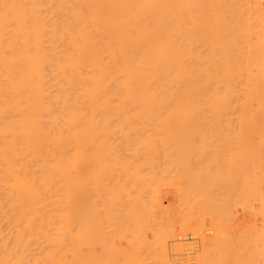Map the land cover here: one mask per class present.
Instances as JSON below:
<instances>
[{"label": "bare ground", "instance_id": "obj_1", "mask_svg": "<svg viewBox=\"0 0 264 264\" xmlns=\"http://www.w3.org/2000/svg\"><path fill=\"white\" fill-rule=\"evenodd\" d=\"M170 184L187 215L143 220ZM239 187L262 216L264 0H0V264H170L207 221L205 264H264Z\"/></svg>", "mask_w": 264, "mask_h": 264}, {"label": "rangeland", "instance_id": "obj_2", "mask_svg": "<svg viewBox=\"0 0 264 264\" xmlns=\"http://www.w3.org/2000/svg\"><path fill=\"white\" fill-rule=\"evenodd\" d=\"M163 160H170V161H172V160H175V158H173L172 156H170V157H161L160 158V161H162L163 162ZM179 173H172V175H178ZM178 177V176H177ZM172 186V184H170V186H165V187H163V188H165V189H162V192L160 193V198H161V201H162V205H161V207H155V209H154V212L152 213V211H151V213H144L143 214V217H142V219L143 220H147V222L148 223H151L152 224V222L154 223V222H158V223H160V222H165V221H170V220H173V221H179L181 218H184V216L185 215H187L186 213H187V210L185 209L186 207H185V205H183V203L181 202V199H180V196L178 195V194H176L177 192H176V190H175V188L174 187H171ZM174 186V185H173ZM171 188V189H170ZM174 188V189H173ZM237 188V187H236ZM264 188V187H263ZM241 189V187H239V189H236V190H234V192H231L230 194L232 195V196H234L233 198L235 199V198H238L239 196H237V195H240V194H238V193H241V191H239ZM172 190V191H171ZM239 191V192H238ZM172 192H175L174 194L172 193ZM262 192L264 193V190L262 189ZM227 193V192H226ZM237 193V194H236ZM233 194H236V195H233ZM226 195V194H225ZM228 195V194H227ZM229 196V195H228ZM232 196H231V198H232ZM165 197V198H164ZM224 197H226V196H224ZM164 199V200H163ZM228 199V198H227ZM241 199V197L239 198V200ZM236 201L235 202H238L239 200L238 199H235ZM238 200V201H237ZM256 199H252L251 201L252 202H250L251 203V205H246V206H244V207H241V206H243L241 203H245V202H243L242 200V202L241 201H239L240 203L238 204V203H236V204H238V205H234V201L231 199V201L230 202H234V203H230V204H232V207L230 208V211L228 210V212H230L229 214L231 215V216H229V218L231 217L232 219L231 220H234L233 221V223L235 224L236 222H238V223H236L234 226L231 224L232 223V221L231 220H229L228 218V220L231 222L230 223V225H228L227 224V226L229 227V234H233V233H235V234H233V236L235 235L236 237H233V238H238L237 240H239V239H241V238H239V237H241V234H242V227L241 226H243L242 225V222L243 223H245L246 225L247 224H250V222H251V224H252V220H254L255 221V223H256V225L255 224H253V226H252V228H254V226H256L257 228H258V226L259 227H261L260 226V223H261V221H262V217H264L263 216V214H264V212H262V216L260 215V206H261V203H260V200H256ZM223 202H224V200H222ZM226 201H228V200H226ZM254 201V202H253ZM119 204V203H118ZM118 204H116V205H109V204H104V205H100L99 204V206H97V209L99 210L98 212H100V214H99V216L97 215L96 217H98V218H100L101 220H103L102 222L104 223V225L105 224H107L108 225V223H111L112 221H113V223H119V224H121V223H124V224H126L124 221H125V219H121V218H126V219H128V217H130V215H128L129 214V212H128V210H130L129 209V206H128V204H123V203H121L120 205H118ZM249 204V203H248ZM234 205V206H233ZM241 205V206H240ZM82 206L84 207V205H81L80 207L82 208ZM96 206V205H95ZM95 206H93V208L95 207ZM113 206H115V207H113ZM128 206V207H127ZM150 206V205H149ZM149 206L147 207V209L149 210ZM248 206H249V208H248ZM103 207V208H102ZM108 207H109V209H108ZM110 207L112 208L111 210H113V208L116 210H113V212L114 213H111L112 211L110 210ZM123 207V208H122ZM168 209H167V208ZM185 207V208H184ZM238 207V208H237ZM247 207V208H246ZM254 207V208H253ZM85 208V207H84ZM161 208H163V210H161ZM166 208V209H165ZM235 208V209H234ZM243 208H245V212L243 211H241V210H243ZM169 209H171L172 210V212H171V210H169ZM181 209V210H180ZM248 209V210H247ZM254 209V210H253ZM101 210H103V212L105 211V213L107 212V214H108V217H105L104 215H107V214H104L103 215V212L101 211ZM107 210V211H106ZM110 210V211H109ZM121 211H123L122 213H121ZM126 211V212H125ZM156 211V212H155ZM160 211V212H159ZM186 211V212H185ZM254 211V212H253ZM255 211H256V213H255ZM109 212V213H108ZM128 212V213H127ZM149 212H150V210H149ZM169 212V213H168ZM240 212V213H239ZM241 212H242V214H241ZM259 212V215L258 216H256L257 215V213ZM115 213H117V214H115ZM164 213V214H163ZM239 213V214H238ZM247 213V214H246ZM252 215H251V214ZM122 214V215H121ZM147 214V215H146ZM149 214V215H148ZM155 214V215H154ZM170 214V215H169ZM228 214V215H229ZM236 216H235V215ZM246 215V216H244V218L246 217V219H242L243 218V216L242 215ZM253 214L255 215V216H253ZM123 215H125V216H123ZM153 215V216H152ZM117 216V217H116ZM155 216H156V218L158 219V220H156V218H155ZM238 216V217H237ZM254 218H253V217ZM105 217V218H104ZM115 218L116 217V219H112V218ZM118 217H119V220H118ZM121 217V218H120ZM145 217V218H144ZM169 217V218H168ZM228 217V216H227ZM248 217V218H247ZM253 219H252V218ZM257 217V218H256ZM97 218V219H98ZM112 220V221H110V222H108V220ZM109 218H111V219H109ZM131 218H132V216H131ZM149 218L150 219H153V221L151 222V220H149ZM106 219V220H105ZM165 219H167V220H165ZM101 220H100V222H101ZM121 220V221H120ZM149 220V221H148ZM162 220V221H161ZM227 220V221H228ZM238 220V221H237ZM241 220V221H240ZM248 220V222H246ZM115 221V222H114ZM119 221V222H118ZM128 221H130V219H128ZM128 221L126 220V222L128 223ZM101 222V223H102ZM106 222H108V223H106ZM121 222V223H120ZM145 222V221H144ZM146 222V223H147ZM239 222H241V224H239ZM124 224H122V225H124ZM245 224H244V226H245ZM250 224V225H251ZM234 227V228H231L232 226ZM241 225V226H240ZM204 230H203V226H202V229H201V232H203V233H201V232H199V233H201V235H199V234H196V233H192V232H189L188 231V233H187V235L185 234V235H183L185 232H183V233H181V236H182V238L184 239V240H182V238L180 239V234H179V236L177 235V238L176 239H174V238H168V245H167V251L169 252H167V254H168V259H169V263L170 264H205V261L204 260H201L200 258H201V252L203 251L202 249L203 248H205L204 246L200 249V247L205 243V245H206V248L207 247H210V241L208 242V239L209 240H211L210 238L213 236V234H214V230L211 228L210 229V227L209 226H211V224H210V222H205V224H204ZM235 226H240L239 228H236ZM242 228V229H241ZM231 229H233L232 231H233V233L230 231ZM236 229V230H235ZM203 230V231H202ZM149 232V231H148ZM205 233V234H204ZM237 233H239V237H238V234ZM194 234V235H193ZM147 235V239L148 240H151V236H150V232L148 233V234H146ZM132 236V235H131ZM186 236V237H185ZM206 236H207V241H205L204 242V240H203V238L205 237L206 238ZM132 237H134V236H132ZM131 237V238H132ZM129 238H130V236H129ZM204 238V239H205ZM6 239V238H5ZM128 239V238H127ZM134 239V238H133ZM133 239H131V240H133ZM185 239H187V240H185ZM213 239V238H212ZM7 240H9L8 238H7ZM6 240V241H7ZM118 240H120L121 241V239H118L117 238V240L115 241V242H117ZM126 239H123L121 242H118L120 245H122V246H125L126 244H125V241ZM203 240V241H202ZM242 240V239H241ZM10 241L12 242V239H10ZM10 241H8V243H11ZM129 241V240H128ZM135 241V240H134ZM187 241H190V242H195L194 243V246H196L197 244H199L198 246H199V251L197 252V251H195V249L194 250H191L189 253H182V251L183 250H181L182 249V247L185 245L184 244V242H187ZM243 242H244V240H242ZM118 243H116L117 245H119ZM245 243H246V238H245ZM202 244V245H201ZM128 245H130L131 246V244H128ZM128 245H126V247H128V248H130V246H128ZM250 245V249L252 248V244H249ZM132 247V246H131ZM122 248V247H121ZM123 249H125V248H123ZM131 249V248H130ZM144 250V249H143ZM202 250V251H201ZM147 251H149L148 250V248H147V250L144 252L145 254H148V252ZM147 252V253H146ZM143 253V252H142ZM144 254V255H145ZM151 255V254H150ZM262 261H264V260H262ZM158 263V262H157ZM157 263H155V264H157ZM152 264V263H151ZM160 264V263H159ZM162 264V263H161Z\"/></svg>", "mask_w": 264, "mask_h": 264}]
</instances>
